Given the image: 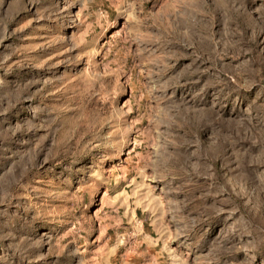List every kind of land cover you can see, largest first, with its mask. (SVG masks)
<instances>
[{"label":"rangeland","instance_id":"rangeland-1","mask_svg":"<svg viewBox=\"0 0 264 264\" xmlns=\"http://www.w3.org/2000/svg\"><path fill=\"white\" fill-rule=\"evenodd\" d=\"M0 264H264V0H0Z\"/></svg>","mask_w":264,"mask_h":264}]
</instances>
